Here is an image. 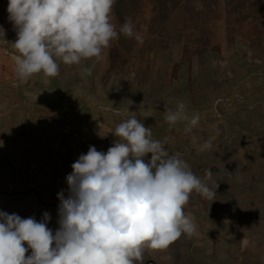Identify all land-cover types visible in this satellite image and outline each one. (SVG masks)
<instances>
[{
	"label": "rangeland",
	"instance_id": "1",
	"mask_svg": "<svg viewBox=\"0 0 264 264\" xmlns=\"http://www.w3.org/2000/svg\"><path fill=\"white\" fill-rule=\"evenodd\" d=\"M8 3L0 0V211L37 221L47 211L55 232L72 164L90 146L107 152L115 127L135 115L194 174L210 168L216 192L214 201L193 192L184 211L196 233L146 249L142 264H264V0H116L118 25L131 17L142 44L120 35L101 61H57L58 76L23 82ZM179 102L200 114L191 133L164 119ZM209 138L213 148L197 153Z\"/></svg>",
	"mask_w": 264,
	"mask_h": 264
},
{
	"label": "clouds",
	"instance_id": "2",
	"mask_svg": "<svg viewBox=\"0 0 264 264\" xmlns=\"http://www.w3.org/2000/svg\"><path fill=\"white\" fill-rule=\"evenodd\" d=\"M115 3L9 0L20 81L35 74L58 76L57 61L77 66L93 57L101 61L104 50L120 35L142 44L144 38L131 17L119 26L113 22ZM92 70L84 67L81 75L91 76ZM164 119L169 125L183 122L185 133H191L201 117L179 102L174 110H165ZM113 134L117 139L107 152L90 146L72 164L67 196L64 191L58 194L55 232L48 227L47 211L39 221L0 211V264H142L146 249H166L182 234L196 233L195 218L184 207L193 192L214 201L210 168L203 170V177L194 174L187 161L170 154L166 140L153 139L151 127L135 115L119 123ZM191 143L196 145L195 137ZM212 148L209 138L195 150Z\"/></svg>",
	"mask_w": 264,
	"mask_h": 264
},
{
	"label": "crops",
	"instance_id": "3",
	"mask_svg": "<svg viewBox=\"0 0 264 264\" xmlns=\"http://www.w3.org/2000/svg\"><path fill=\"white\" fill-rule=\"evenodd\" d=\"M112 15H113V22L116 23V24L118 25V22H117V21H118V20H117L118 15L115 14L114 12L112 13ZM118 26H119V25H118ZM140 46H142V45H140ZM165 52H166V51H165ZM165 52H164V53H165ZM155 59H156V58H155ZM156 65H157V63H156ZM152 66L154 67V66H155V63H154V65H152ZM152 71H153L154 74H156V72H157L156 69H155V67H154V69H152Z\"/></svg>",
	"mask_w": 264,
	"mask_h": 264
},
{
	"label": "trees",
	"instance_id": "4",
	"mask_svg": "<svg viewBox=\"0 0 264 264\" xmlns=\"http://www.w3.org/2000/svg\"><path fill=\"white\" fill-rule=\"evenodd\" d=\"M38 110V109H37ZM69 123V124H68ZM66 125L67 126H71V127H74L75 125L74 124H76L77 123V121H71V122H68Z\"/></svg>",
	"mask_w": 264,
	"mask_h": 264
},
{
	"label": "flooded vegetation",
	"instance_id": "5",
	"mask_svg": "<svg viewBox=\"0 0 264 264\" xmlns=\"http://www.w3.org/2000/svg\"><path fill=\"white\" fill-rule=\"evenodd\" d=\"M1 54H2V55H0V56H2V57H0V62L2 61L3 57H5V54H4V53L1 52ZM16 74H17V73H16ZM17 76H18V75H17Z\"/></svg>",
	"mask_w": 264,
	"mask_h": 264
}]
</instances>
